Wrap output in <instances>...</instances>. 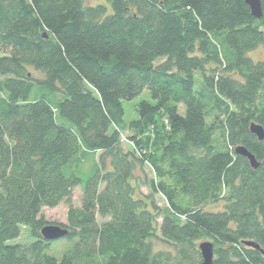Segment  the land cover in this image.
Segmentation results:
<instances>
[{"label":"trees","instance_id":"trees-1","mask_svg":"<svg viewBox=\"0 0 264 264\" xmlns=\"http://www.w3.org/2000/svg\"><path fill=\"white\" fill-rule=\"evenodd\" d=\"M108 3L0 0V264H199L203 240L215 264H264V140L251 132L264 129L251 56L264 15L245 0ZM145 90L154 102L127 122L123 101ZM62 203L72 245L58 259L41 230ZM23 230L34 240L11 243Z\"/></svg>","mask_w":264,"mask_h":264},{"label":"rangeland","instance_id":"rangeland-1","mask_svg":"<svg viewBox=\"0 0 264 264\" xmlns=\"http://www.w3.org/2000/svg\"><path fill=\"white\" fill-rule=\"evenodd\" d=\"M84 4L85 6H96V5H107L109 7V3L108 0H84ZM251 56L254 57L255 60H264V50L261 48L257 51H254L251 53ZM35 73V77L36 78H40L42 75H40L37 72ZM201 73H197L196 74V88L200 89L202 82H201ZM142 100H147L149 102H154L152 95H150V92L148 90H145L144 92L141 93L140 96H138L137 98L130 100V101H123V107L125 108V118L127 120V122H130L132 119L138 118V114H137V110H136V106L137 104H139ZM180 112L182 114H184L185 112V107L184 105L180 104V108H179ZM130 131H126L124 133V148L129 150V149H134V144L133 142H131V140H129V137H131ZM91 165V164H90ZM90 167V166H89ZM89 167H87V169H89ZM137 177L139 178L140 182L143 183L146 180H150L152 178H155L154 174H152V172L150 171L149 167H144V170L139 169L137 172ZM141 192L146 195V194H150L148 187L143 186L141 188ZM73 202L74 205L79 207L82 203V189L81 187H78L74 190L73 193ZM155 201L157 203V205H159L162 208L167 207V203L166 200L164 199V197L161 194H157L155 195ZM225 202H221V203H212V205H209L206 207V209L208 211H216V210H222L224 208ZM43 213L44 216L46 218V220L50 221L52 225H68V220H67V214H68V206L66 203H62L61 205H59L57 208L51 209V208H45L43 209ZM161 221V220H160ZM63 227V226H62ZM23 234L15 239L14 241H11V243H26V242H30L32 240H34V237L31 235V233H27L26 230H23L22 232ZM205 241V240H203ZM209 241V240H207ZM51 246L49 248V250L47 251L48 254H51L53 256H55L56 258L60 259V257L63 255V252L66 251L67 249H69L72 245V242L66 239H59L56 241H51ZM154 247L155 250L162 249V250H170L169 247H167V245L162 241V240H154Z\"/></svg>","mask_w":264,"mask_h":264},{"label":"water","instance_id":"water-1","mask_svg":"<svg viewBox=\"0 0 264 264\" xmlns=\"http://www.w3.org/2000/svg\"><path fill=\"white\" fill-rule=\"evenodd\" d=\"M245 2L250 6L251 13L257 19L262 18L264 13L262 11V2L261 0H245ZM251 132L257 135V137L263 141L264 140V129L261 125L253 123L251 126ZM236 153L240 156L247 157L251 163L252 168H258L259 162L257 158L249 152L246 147H239L236 150ZM42 236L46 241H56L60 238L66 237L69 235V231L66 228H63L61 225L56 226L52 224H48L41 230ZM246 245L255 247L256 249H260V245H256L254 242L247 241ZM201 249V257L203 261L199 264H215V247L213 243L210 241H204L199 245ZM262 254L264 255V250H262Z\"/></svg>","mask_w":264,"mask_h":264}]
</instances>
